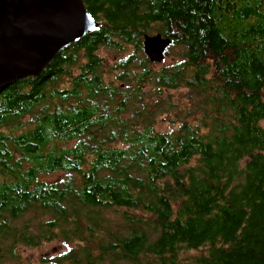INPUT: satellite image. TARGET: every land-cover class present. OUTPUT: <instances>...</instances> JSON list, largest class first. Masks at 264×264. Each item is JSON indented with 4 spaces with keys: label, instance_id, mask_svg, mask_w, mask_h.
Wrapping results in <instances>:
<instances>
[{
    "label": "trees",
    "instance_id": "1",
    "mask_svg": "<svg viewBox=\"0 0 264 264\" xmlns=\"http://www.w3.org/2000/svg\"><path fill=\"white\" fill-rule=\"evenodd\" d=\"M84 1L99 28L0 90V264H264V0Z\"/></svg>",
    "mask_w": 264,
    "mask_h": 264
},
{
    "label": "water",
    "instance_id": "2",
    "mask_svg": "<svg viewBox=\"0 0 264 264\" xmlns=\"http://www.w3.org/2000/svg\"><path fill=\"white\" fill-rule=\"evenodd\" d=\"M99 26L84 0H0V90L40 76L64 48ZM143 39L146 57L162 63L172 40Z\"/></svg>",
    "mask_w": 264,
    "mask_h": 264
},
{
    "label": "rangeland",
    "instance_id": "3",
    "mask_svg": "<svg viewBox=\"0 0 264 264\" xmlns=\"http://www.w3.org/2000/svg\"><path fill=\"white\" fill-rule=\"evenodd\" d=\"M179 53H180L179 48L173 49L171 51V54L168 57H166L163 63H160V64L155 63V68L160 69V68H163L164 66H169L174 61L179 62L180 61ZM100 55L101 57H103L104 63L105 64L108 63L110 65L116 62L118 59L125 57L127 53H123L121 55L120 54L115 55L114 52H112V50L102 49L100 51ZM62 83H65V82L62 81ZM185 90L186 89H180L176 91L175 93L176 94L181 93V92H184ZM174 118H175L174 116H171L169 119L164 118L162 120V127L164 130L168 128L170 121H172ZM262 125L264 126V121L262 122ZM63 176H65L64 173H61V174L58 173V174L47 177V179L51 181H55L59 177H63ZM59 249H60V245L58 243H53V244L47 245L44 248H40V249H36V248L26 249L25 248L24 250H21V257H22L21 264H43L40 259L42 256L54 253L56 250H59ZM5 264H10V263H5ZM15 264H18V261H15Z\"/></svg>",
    "mask_w": 264,
    "mask_h": 264
},
{
    "label": "flooded vegetation",
    "instance_id": "4",
    "mask_svg": "<svg viewBox=\"0 0 264 264\" xmlns=\"http://www.w3.org/2000/svg\"><path fill=\"white\" fill-rule=\"evenodd\" d=\"M154 35H157V34H154ZM143 52H144V50H143ZM166 52H167V51H166ZM145 56H146V55H145ZM163 62H164V61H163ZM163 62H162V63H163Z\"/></svg>",
    "mask_w": 264,
    "mask_h": 264
}]
</instances>
